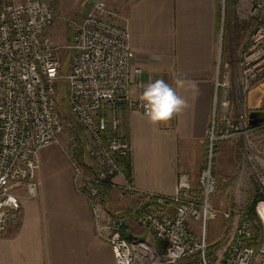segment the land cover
<instances>
[{
  "label": "built area",
  "instance_id": "2783aa9c",
  "mask_svg": "<svg viewBox=\"0 0 264 264\" xmlns=\"http://www.w3.org/2000/svg\"><path fill=\"white\" fill-rule=\"evenodd\" d=\"M258 7L264 9V0ZM53 18L50 0H0V235L21 215L20 198L38 195L39 150L57 144L68 160L76 191L89 204L95 233L110 245L116 264H176L182 259H197L199 264H264V152L256 160L253 156L251 166L257 187L249 200L255 199L258 233L246 207L232 216L230 210L213 205L210 160L196 184L187 174H179L172 195L140 192L126 182L120 187L124 210L105 208L102 189L114 185L112 177L122 175L120 159L130 155L128 141L116 134L118 118L113 111L125 103L145 115L133 89L147 84L137 80L142 69L132 66L126 24L103 0L92 1L70 43L63 45L71 52L66 71L60 47L46 32ZM237 66L241 97H248L264 83V23L254 26ZM62 82L69 113L90 142L91 172L59 139L57 89ZM221 119L230 126L226 115ZM261 128L264 123L253 127L244 121V130L237 133L245 139L248 132ZM234 134L212 120L210 154L214 141ZM219 215L230 220L229 229L220 242H210L208 224ZM134 223L140 232L130 231Z\"/></svg>",
  "mask_w": 264,
  "mask_h": 264
},
{
  "label": "crops",
  "instance_id": "0c3cea01",
  "mask_svg": "<svg viewBox=\"0 0 264 264\" xmlns=\"http://www.w3.org/2000/svg\"><path fill=\"white\" fill-rule=\"evenodd\" d=\"M92 1L88 0L86 9H90ZM105 1L126 17L131 63L142 69L137 80L145 85L164 79L187 100L188 107L182 113L160 125H153L146 115L125 103L113 111L118 118L116 134L130 145L133 187L140 192L172 195L181 173L197 183L210 156L211 122L219 120V129L223 124V115H216V107L219 105L222 111L228 104L218 98L216 83L223 44L219 0ZM58 2L62 9H83L84 0ZM177 77L183 79V87L175 84ZM142 91L135 86L134 98L139 99ZM220 91L225 95L224 89ZM254 91L256 97L251 101L260 100L263 91ZM249 96L243 98L244 104ZM258 107L252 106L247 113L262 109ZM52 146L38 152L37 197L20 198L21 215L0 235V264H116L110 245L95 233L89 204L76 191L68 162ZM247 170L252 175L251 167L240 168L236 172L241 176L238 179L248 177ZM113 183L105 193L104 206L108 211L121 212L125 201L120 187L126 179L123 174L116 175ZM239 198L237 193L231 198L226 192L220 203H237ZM218 201L212 196L215 205ZM218 218L211 227L219 226Z\"/></svg>",
  "mask_w": 264,
  "mask_h": 264
},
{
  "label": "rangeland",
  "instance_id": "374dc122",
  "mask_svg": "<svg viewBox=\"0 0 264 264\" xmlns=\"http://www.w3.org/2000/svg\"><path fill=\"white\" fill-rule=\"evenodd\" d=\"M103 1L106 3L105 0ZM261 1L262 0H219V18L223 44L220 58L218 59V76L216 78V83L225 84V86H218L217 84L218 98H224L228 101V104L223 106L222 111L218 105L216 107V115L219 116L220 112L223 116L226 115L230 120V126L225 127L224 124H220V126L225 128L228 133L236 134L233 135L234 139L232 140H230L231 136L230 138L218 140L219 142L214 141L213 145H216L212 147V153L208 156L209 158L207 157V160H210L211 162L212 172L215 177V189L212 196L219 200L216 205L213 202L212 203L220 210H230L232 216L246 207L249 201V193L257 187L255 178L249 174L248 170L246 171L248 172V177L245 175L244 180L241 178L238 179V177L241 176L236 172L240 168L245 170L250 168L254 164L253 156L254 159L255 157L258 159L257 157H261V153L264 152V128L248 132L247 137H245L244 140H242V134L237 133L244 130V121L247 123V111L249 108H252V106H260L258 108L264 109V83L258 87V89L263 91V96L260 95L259 97L260 100L251 101L252 97H256L257 92L253 89L249 94L250 99H247L245 104L243 103L237 66L240 51L247 46L254 26L257 27L264 23V9L263 7L257 8ZM50 2L54 12V18L46 32L50 39L60 47V55L63 62L62 71H66L71 61V52L64 49L63 45L70 43L76 25L89 11L86 9L88 8L89 3L88 0H84L83 9H62L58 0H50ZM108 8L111 10L115 9L111 6H108ZM116 13L126 24V17L118 11H116ZM237 54H239L238 57ZM221 88L226 91L225 95L220 91ZM57 93L58 108L62 120V131L59 135V139L66 149L72 151L79 158L86 171L91 172L90 167L91 162L93 161L89 156L90 142L85 136L81 125L75 121L73 116L69 113L67 105V89L63 82L61 83V86L58 87ZM218 121L219 120L215 121L216 125L218 124ZM52 147L61 151L65 157L59 145L54 144ZM78 152L83 153V155L80 156L81 158L78 156ZM245 152H247V154ZM255 168L258 170L257 166H255ZM115 176L112 177V180ZM226 192H230L231 198L237 193L240 197V201L231 204H226V202L220 203ZM219 216L220 218L217 216L219 223L218 227H211V223L213 224V221L217 218L208 224L207 240L210 242H220L229 229L230 220L221 215ZM131 230L134 232H140L141 228L134 223ZM192 260L183 259L176 264H189Z\"/></svg>",
  "mask_w": 264,
  "mask_h": 264
},
{
  "label": "clouds",
  "instance_id": "9594fccd",
  "mask_svg": "<svg viewBox=\"0 0 264 264\" xmlns=\"http://www.w3.org/2000/svg\"><path fill=\"white\" fill-rule=\"evenodd\" d=\"M159 60V56L153 57ZM177 87H183V79L177 77ZM145 109V115L153 125L166 124L187 107V100L177 92V88L164 79L149 82L143 89L140 97Z\"/></svg>",
  "mask_w": 264,
  "mask_h": 264
},
{
  "label": "trees",
  "instance_id": "16d2710c",
  "mask_svg": "<svg viewBox=\"0 0 264 264\" xmlns=\"http://www.w3.org/2000/svg\"><path fill=\"white\" fill-rule=\"evenodd\" d=\"M215 146V144L213 145ZM81 155H83L82 152H78V156L80 157ZM81 158V157H80ZM121 162V166H122V174L124 176V178L126 179V182L131 183L132 177H131V165H130V159L129 156L121 158L120 159ZM91 169V167H90ZM110 187L108 185L104 186V188L102 189V195H103V200L105 201V193L106 191L109 189ZM254 201L255 199L249 200L248 201V205L246 206V213L251 215L252 218L254 219V221L256 222V228H255V233H258L259 231V226H257V224L259 225V220L254 212ZM124 236L127 237L128 235L126 233H124ZM183 260V259H182ZM181 260V261H182ZM189 260V259H188ZM180 262V261H179ZM189 264H199L197 259H194L192 261L189 262Z\"/></svg>",
  "mask_w": 264,
  "mask_h": 264
},
{
  "label": "water",
  "instance_id": "95a60500",
  "mask_svg": "<svg viewBox=\"0 0 264 264\" xmlns=\"http://www.w3.org/2000/svg\"><path fill=\"white\" fill-rule=\"evenodd\" d=\"M247 123L250 126H258L264 123V109H251L247 113Z\"/></svg>",
  "mask_w": 264,
  "mask_h": 264
}]
</instances>
